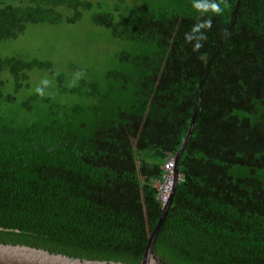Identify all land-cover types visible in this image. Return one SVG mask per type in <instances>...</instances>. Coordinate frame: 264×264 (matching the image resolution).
Masks as SVG:
<instances>
[{
    "label": "trees",
    "instance_id": "16d2710c",
    "mask_svg": "<svg viewBox=\"0 0 264 264\" xmlns=\"http://www.w3.org/2000/svg\"><path fill=\"white\" fill-rule=\"evenodd\" d=\"M95 2L0 0V43ZM237 4L114 0L91 18L113 52L101 73L0 55V243L140 264L201 101L154 256L264 264V0Z\"/></svg>",
    "mask_w": 264,
    "mask_h": 264
},
{
    "label": "rangeland",
    "instance_id": "374dc122",
    "mask_svg": "<svg viewBox=\"0 0 264 264\" xmlns=\"http://www.w3.org/2000/svg\"><path fill=\"white\" fill-rule=\"evenodd\" d=\"M91 1L102 3L98 5L95 2L93 9L86 11L80 21L74 24L62 22L56 25H28L25 33L18 39L0 43V55L54 57L61 68L66 60L76 61L95 66L91 70L97 73L112 67L113 52L107 51L106 31L95 26L91 18L93 12L110 11L114 0Z\"/></svg>",
    "mask_w": 264,
    "mask_h": 264
},
{
    "label": "water",
    "instance_id": "95a60500",
    "mask_svg": "<svg viewBox=\"0 0 264 264\" xmlns=\"http://www.w3.org/2000/svg\"><path fill=\"white\" fill-rule=\"evenodd\" d=\"M240 0H238V4ZM237 4V6H238ZM201 88V85H200ZM201 101L193 114L190 128L186 139L184 140L180 150L175 156V183L170 196L169 201L163 206V212L160 216L159 221L157 222L154 230L149 231V239L145 248L144 256L140 264H160L153 253V247L157 234L165 220L170 204L174 198L175 190L178 184L177 176L179 173V162L182 156L183 151L185 150L186 145L188 144L190 138L192 137L195 125V117L200 107ZM164 165L162 166L164 171ZM163 186V174L161 181L156 183L158 193L161 191ZM0 264H125L122 262L115 261H101V260H92V259H82L74 256H68L62 253L50 252L43 248L32 247L22 244H4L0 243Z\"/></svg>",
    "mask_w": 264,
    "mask_h": 264
},
{
    "label": "built area",
    "instance_id": "2783aa9c",
    "mask_svg": "<svg viewBox=\"0 0 264 264\" xmlns=\"http://www.w3.org/2000/svg\"><path fill=\"white\" fill-rule=\"evenodd\" d=\"M163 186L158 193V198L165 205L171 196L175 183V155H169L164 161ZM177 180H182L181 174L178 173Z\"/></svg>",
    "mask_w": 264,
    "mask_h": 264
},
{
    "label": "clouds",
    "instance_id": "9594fccd",
    "mask_svg": "<svg viewBox=\"0 0 264 264\" xmlns=\"http://www.w3.org/2000/svg\"><path fill=\"white\" fill-rule=\"evenodd\" d=\"M205 8H207V7H211L212 8V10L213 11H216V12H219L220 11V9L217 7V5H215V4H211V5H205L204 6ZM199 45H197V47H198ZM164 206V205H163Z\"/></svg>",
    "mask_w": 264,
    "mask_h": 264
}]
</instances>
